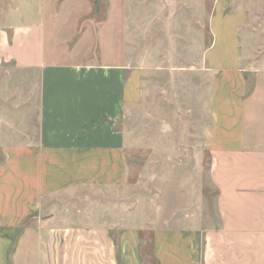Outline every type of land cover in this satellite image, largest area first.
Instances as JSON below:
<instances>
[{
	"label": "crops",
	"instance_id": "crops-1",
	"mask_svg": "<svg viewBox=\"0 0 264 264\" xmlns=\"http://www.w3.org/2000/svg\"><path fill=\"white\" fill-rule=\"evenodd\" d=\"M223 17L212 27L217 84L206 134L218 225L191 229L184 242L166 240L179 231L161 233L156 264H264V63L244 62L242 22ZM12 28L10 36L0 30V73L8 82V112L0 116V264H61L67 246L83 253L76 264H117L115 225L98 223L105 215L83 209L78 196L129 181L121 128L132 99L129 66L112 52L99 61L80 45L66 47L70 37L44 12ZM140 230H116L124 264L128 256L141 264L140 246L130 248ZM67 237L74 243L65 246Z\"/></svg>",
	"mask_w": 264,
	"mask_h": 264
},
{
	"label": "rangeland",
	"instance_id": "rangeland-1",
	"mask_svg": "<svg viewBox=\"0 0 264 264\" xmlns=\"http://www.w3.org/2000/svg\"><path fill=\"white\" fill-rule=\"evenodd\" d=\"M42 12L70 37L66 47L80 45L78 51L99 61L112 52L129 66L134 91L121 123L129 144V181L122 188L85 189L78 196L83 209L105 215L98 223L115 225V262L124 264L116 231L121 228L141 229L139 244L130 237V248L140 246L141 264H156L154 246L161 233L179 231L182 235L166 240L184 242L191 229L216 227L217 190L208 148L213 141L206 138L217 84L212 27L221 16L242 22L244 62L257 57L255 63H264V0H0V30L10 36L14 25L36 20ZM6 85L0 73V116L8 112L2 100ZM61 200L65 206L68 200ZM72 238L65 246L74 243ZM67 247L61 264H76L83 253ZM98 248L97 259L104 261L107 253ZM163 256L167 261L171 252Z\"/></svg>",
	"mask_w": 264,
	"mask_h": 264
}]
</instances>
